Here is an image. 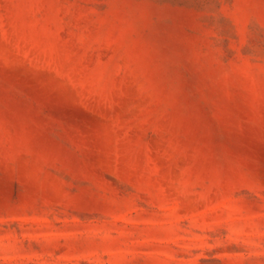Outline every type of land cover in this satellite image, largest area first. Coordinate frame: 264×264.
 I'll list each match as a JSON object with an SVG mask.
<instances>
[{
  "label": "rangeland",
  "instance_id": "374dc122",
  "mask_svg": "<svg viewBox=\"0 0 264 264\" xmlns=\"http://www.w3.org/2000/svg\"><path fill=\"white\" fill-rule=\"evenodd\" d=\"M0 264H264V0H0Z\"/></svg>",
  "mask_w": 264,
  "mask_h": 264
}]
</instances>
